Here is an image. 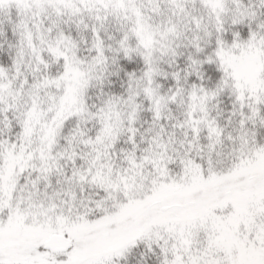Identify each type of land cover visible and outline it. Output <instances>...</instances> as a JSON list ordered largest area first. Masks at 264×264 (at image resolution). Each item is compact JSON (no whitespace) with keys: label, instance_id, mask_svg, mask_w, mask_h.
I'll use <instances>...</instances> for the list:
<instances>
[{"label":"snow or ice","instance_id":"obj_1","mask_svg":"<svg viewBox=\"0 0 264 264\" xmlns=\"http://www.w3.org/2000/svg\"><path fill=\"white\" fill-rule=\"evenodd\" d=\"M0 264H264V0H0Z\"/></svg>","mask_w":264,"mask_h":264}]
</instances>
